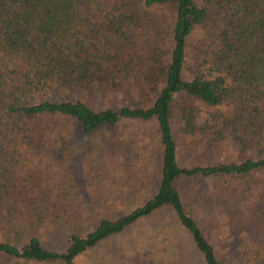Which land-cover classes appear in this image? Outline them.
<instances>
[{
	"label": "trees",
	"instance_id": "1",
	"mask_svg": "<svg viewBox=\"0 0 264 264\" xmlns=\"http://www.w3.org/2000/svg\"><path fill=\"white\" fill-rule=\"evenodd\" d=\"M116 97L122 105L107 106ZM126 120L157 126L153 193L84 235L69 233L65 250L49 249L34 232L65 210L40 200V156ZM177 138L233 158L182 167ZM263 171L264 0H0V259L74 264L170 209L173 230L189 240L182 254L176 243L164 250L168 262L190 264L193 253L196 264H222L177 184ZM218 194L235 195L232 185Z\"/></svg>",
	"mask_w": 264,
	"mask_h": 264
},
{
	"label": "rangeland",
	"instance_id": "2",
	"mask_svg": "<svg viewBox=\"0 0 264 264\" xmlns=\"http://www.w3.org/2000/svg\"><path fill=\"white\" fill-rule=\"evenodd\" d=\"M107 101V106L122 105L119 97ZM98 105L99 102L96 108H100ZM200 109L202 113L208 111L204 105ZM67 141L66 146L72 149L53 148L54 152L40 156V174L45 181L40 200L57 203L65 213L61 212V220L55 225L46 223L48 226L42 225L34 234L46 247L58 252L68 245L69 233L78 231L84 235L100 218L119 217L149 198L157 183L161 159L157 126L153 122L126 120L114 129L104 128L93 136L78 135ZM177 141L182 167L216 164L233 158L232 152L215 150L208 154L200 149L194 151L189 145L191 140L177 138ZM261 180L264 171L245 178L194 177L177 184L188 213L215 246L222 264H264V186L252 190V185H262ZM231 185L235 195L219 198V191H228ZM172 218L170 209L159 211L123 234L102 241L78 256L74 264H179L169 263L171 255L164 250L176 243L177 252L184 253L189 237L173 230ZM22 234L24 242L27 232ZM165 239L172 240L165 243ZM194 256L189 255L190 264L198 261ZM0 264L62 263L2 258Z\"/></svg>",
	"mask_w": 264,
	"mask_h": 264
}]
</instances>
